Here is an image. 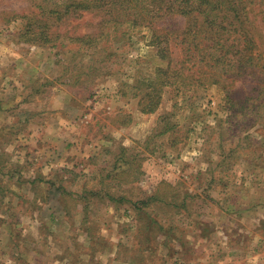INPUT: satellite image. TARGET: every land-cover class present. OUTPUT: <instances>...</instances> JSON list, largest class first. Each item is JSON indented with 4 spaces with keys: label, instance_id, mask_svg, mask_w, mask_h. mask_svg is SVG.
<instances>
[{
    "label": "rangeland",
    "instance_id": "374dc122",
    "mask_svg": "<svg viewBox=\"0 0 264 264\" xmlns=\"http://www.w3.org/2000/svg\"><path fill=\"white\" fill-rule=\"evenodd\" d=\"M64 2L0 0V264H233L220 227L264 228L259 81L236 80L247 111L229 110L218 86L171 87L144 114L135 86L167 64L147 30L96 50L63 37L26 42V25ZM253 9L262 24L264 0ZM74 22L57 31L74 36ZM159 186L161 200L135 211L128 200ZM247 203L249 214L234 212ZM147 217L175 228L174 238L164 244L151 227L146 241ZM242 252L262 254L264 242Z\"/></svg>",
    "mask_w": 264,
    "mask_h": 264
},
{
    "label": "trees",
    "instance_id": "16d2710c",
    "mask_svg": "<svg viewBox=\"0 0 264 264\" xmlns=\"http://www.w3.org/2000/svg\"><path fill=\"white\" fill-rule=\"evenodd\" d=\"M254 3L256 0H66L26 25L22 35L29 44L54 46L63 37L83 50H96L101 44L129 41L132 33L147 30L149 45L167 64L156 67L150 77L135 86L132 95L142 113L156 112L166 88L187 92L209 86L221 89L229 110L243 112L251 108L250 98L235 87L236 80L250 76L259 81L256 98L264 97V22L258 24L253 17ZM72 17L81 20L74 22V36L58 32ZM260 71L262 76L255 77ZM33 182L45 181L34 178ZM159 189L146 199L127 200L135 211L143 213L154 200H161ZM107 195L111 201L125 200ZM86 198L80 196L79 200ZM148 219L151 222L144 226L145 232L153 227L155 235L166 237L164 244L174 238L175 228L166 227L156 218ZM153 233H147L146 241Z\"/></svg>",
    "mask_w": 264,
    "mask_h": 264
},
{
    "label": "crops",
    "instance_id": "0c3cea01",
    "mask_svg": "<svg viewBox=\"0 0 264 264\" xmlns=\"http://www.w3.org/2000/svg\"><path fill=\"white\" fill-rule=\"evenodd\" d=\"M34 180V179H33ZM262 205L264 206V198H262ZM261 208V207H260ZM235 213H240L243 214L245 213L246 215L249 214L252 210V206H249V204L247 203V206H235ZM259 212L262 215V218H264V211L259 210ZM236 224V223H234ZM254 228V227H253ZM262 229L263 232H260L259 230ZM219 233L223 234H229V238L226 236V240H229L231 243H233V245L235 246L230 253H228V257L230 259V261H232L233 264H241V262L244 260V264H264V253L262 254H257V253H253L255 251H253L252 253H243L242 251H246L248 249L249 246L251 245H258L259 243H263L264 242V228H256L255 230H257V232L255 233V236H252L253 233L251 234L249 231L248 233H243V227H241V232L235 231L234 226H232L231 230H228V228H225V226H221L219 229ZM223 231V232H222ZM243 231V232H242ZM252 231V230H251ZM247 232V231H246ZM243 233V234H242ZM202 238L204 235H199ZM244 237V238H243ZM225 258V260L227 259Z\"/></svg>",
    "mask_w": 264,
    "mask_h": 264
}]
</instances>
